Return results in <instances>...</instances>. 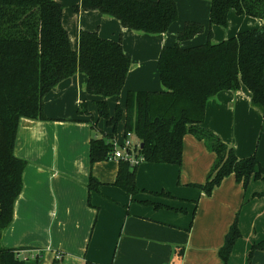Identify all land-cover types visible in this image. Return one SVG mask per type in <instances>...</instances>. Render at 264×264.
<instances>
[{
	"label": "crops",
	"instance_id": "0c3cea01",
	"mask_svg": "<svg viewBox=\"0 0 264 264\" xmlns=\"http://www.w3.org/2000/svg\"><path fill=\"white\" fill-rule=\"evenodd\" d=\"M56 1L63 5L62 23L72 48L77 46L79 30L96 31L102 38H120L130 57L122 95L106 98L111 114L116 103L123 107L128 90L163 89L156 68L159 51L176 41L186 21L201 22L204 30L179 41L182 47L205 42L209 29L211 0H175L177 20L160 34L125 28L116 18L97 10L74 12L72 6L80 0ZM263 23L262 18L229 10L226 27L211 26V41L219 42ZM86 80L84 73L77 72L53 87L44 97L48 119H21L15 154L28 165L3 244L28 248L20 252L22 256L43 254L41 264H224L219 249L237 215L240 237L225 264H264V250L254 249L249 255L251 246L264 240V196H252L264 191V182L251 179L244 189L230 174L205 194L193 185L205 182L215 154L186 133L179 166L141 161L135 175L141 191L134 195L125 192L113 185L119 158L90 166V138L110 133L112 128L98 116L95 101L101 97L85 91ZM250 97L244 85L219 91L206 103L202 126L232 146L237 157L255 153L264 168V117L251 105ZM82 102L89 114L78 113ZM91 119L96 131L91 129ZM118 124L121 128H117L115 140L121 144L123 118ZM90 174L100 182L97 191H88ZM56 253L60 259L55 258Z\"/></svg>",
	"mask_w": 264,
	"mask_h": 264
},
{
	"label": "trees",
	"instance_id": "16d2710c",
	"mask_svg": "<svg viewBox=\"0 0 264 264\" xmlns=\"http://www.w3.org/2000/svg\"><path fill=\"white\" fill-rule=\"evenodd\" d=\"M97 10L136 31L160 34L177 19L175 0H80L72 6ZM264 19V0H211L209 29L204 43L182 47L179 41L203 32L198 21H186L171 45L164 44L156 68L162 90H128L123 107L116 103L113 114L107 97L119 98L130 68V57L121 39L102 38L96 31L79 30L77 46L72 48L62 23L63 5L56 0H0V264H41L43 254L24 258L28 248L7 247L4 231L12 223L14 204L23 190L26 159L15 154L22 118L48 119L44 97L61 80L80 72L87 77L85 91L100 96L95 101L99 117L111 132L89 141V163L110 159L118 123L124 120V135L136 137L137 164L119 158L113 185L129 194L141 191L135 182L141 161L179 166L183 136L192 134L215 154L203 184L193 185L209 195L221 181L233 174L244 189L251 179L264 182V168L255 153L239 158L234 148L214 132L204 128L206 103L222 90H238L244 85L251 93L250 103L264 117V23L219 42H212V25L225 27L227 14ZM79 114H89L87 105L78 106ZM91 129L96 125L91 122ZM100 182L90 174L87 188L97 191ZM161 194H168L161 192ZM253 197L264 196L255 192ZM155 207L160 204L155 203ZM240 237L235 216L219 256L227 262L235 241ZM264 250V240L251 246ZM85 264H96L86 261Z\"/></svg>",
	"mask_w": 264,
	"mask_h": 264
},
{
	"label": "built area",
	"instance_id": "2783aa9c",
	"mask_svg": "<svg viewBox=\"0 0 264 264\" xmlns=\"http://www.w3.org/2000/svg\"><path fill=\"white\" fill-rule=\"evenodd\" d=\"M130 136V133L124 135L121 144H119L117 140L114 139V151L111 154L110 159L122 158L130 161L132 164H137L140 161V158L135 157V150L138 147V142L133 143L130 139ZM23 257L26 258L27 256ZM55 258L60 259L61 255L59 253H56Z\"/></svg>",
	"mask_w": 264,
	"mask_h": 264
},
{
	"label": "rangeland",
	"instance_id": "374dc122",
	"mask_svg": "<svg viewBox=\"0 0 264 264\" xmlns=\"http://www.w3.org/2000/svg\"><path fill=\"white\" fill-rule=\"evenodd\" d=\"M73 10V9H72ZM177 20V19H176ZM227 26V25H226ZM225 26V27H226ZM170 27V26H169ZM221 27H223V26H221ZM169 29V28H168ZM172 32V31H171ZM207 34H208V31L206 32V34H205V37H206V39L204 40V41H206L207 40ZM212 38V37H211ZM204 43V42H203ZM123 90V89H122ZM122 90H121V92H120V94L122 95ZM126 92V91H125ZM125 92H124V94H125ZM119 97H120V95H119ZM119 99V98H118ZM89 112V111H88ZM90 113V112H89ZM28 119V118H27ZM91 122H93V119H91ZM94 123V122H93ZM95 124V123H94ZM96 125V124H95ZM117 128H118V131L120 130V128H121V125L120 124H118V126H117ZM105 134H109V133H103V132H101V136H103V135H105ZM122 136V135H121ZM131 138V140L132 141H134L135 139H136V137H134V136H131L130 137ZM115 139V138H114ZM29 254H33V256H38V254H39V252L37 253H35V252H31V253H29Z\"/></svg>",
	"mask_w": 264,
	"mask_h": 264
}]
</instances>
